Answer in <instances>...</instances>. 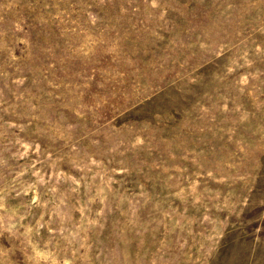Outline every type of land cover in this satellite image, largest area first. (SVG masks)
I'll use <instances>...</instances> for the list:
<instances>
[{
	"label": "rangeland",
	"instance_id": "374dc122",
	"mask_svg": "<svg viewBox=\"0 0 264 264\" xmlns=\"http://www.w3.org/2000/svg\"><path fill=\"white\" fill-rule=\"evenodd\" d=\"M0 264H264V0H0Z\"/></svg>",
	"mask_w": 264,
	"mask_h": 264
}]
</instances>
